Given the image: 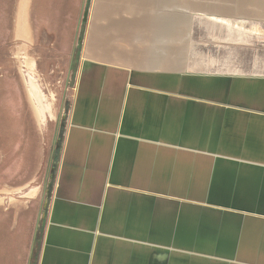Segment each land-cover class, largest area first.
I'll return each mask as SVG.
<instances>
[{"label":"crops","instance_id":"obj_1","mask_svg":"<svg viewBox=\"0 0 264 264\" xmlns=\"http://www.w3.org/2000/svg\"><path fill=\"white\" fill-rule=\"evenodd\" d=\"M240 79L264 76L85 60L39 264H181L176 248L214 239L198 236L191 207L264 211V114L224 85Z\"/></svg>","mask_w":264,"mask_h":264},{"label":"rangeland","instance_id":"obj_2","mask_svg":"<svg viewBox=\"0 0 264 264\" xmlns=\"http://www.w3.org/2000/svg\"><path fill=\"white\" fill-rule=\"evenodd\" d=\"M254 1L0 0V264H39L84 61L264 76ZM144 17L159 27L131 28Z\"/></svg>","mask_w":264,"mask_h":264},{"label":"water","instance_id":"obj_3","mask_svg":"<svg viewBox=\"0 0 264 264\" xmlns=\"http://www.w3.org/2000/svg\"><path fill=\"white\" fill-rule=\"evenodd\" d=\"M84 18L87 21V13ZM231 82L232 80H225L224 85H234L233 90L241 93L240 98H243L237 102L243 103L246 109L264 114V80L240 79L233 84ZM250 105L252 109L247 108ZM186 209L182 207V214ZM226 209L228 207L219 209L201 205L190 208L195 213L198 236L209 235L214 239L211 241L212 245L209 240L197 239L191 246L180 245V248H176L187 252L182 257L181 264L191 257L189 253L208 254L207 259L193 260L195 263L191 264H209L208 260L213 258L242 264H264V211L255 213L247 208L237 209H246L247 213L241 214Z\"/></svg>","mask_w":264,"mask_h":264},{"label":"bare ground","instance_id":"obj_4","mask_svg":"<svg viewBox=\"0 0 264 264\" xmlns=\"http://www.w3.org/2000/svg\"><path fill=\"white\" fill-rule=\"evenodd\" d=\"M33 82H34V79H33ZM28 83H29L30 91L31 93H33L32 95L34 96V98H37V100H40V98L38 97V85L36 84V82H34V86L31 85L30 80L28 81Z\"/></svg>","mask_w":264,"mask_h":264}]
</instances>
